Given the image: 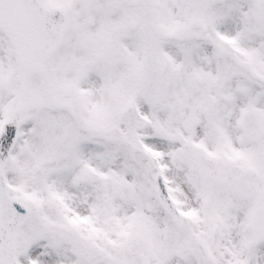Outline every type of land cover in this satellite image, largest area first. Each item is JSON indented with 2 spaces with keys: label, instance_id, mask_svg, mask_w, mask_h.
Listing matches in <instances>:
<instances>
[{
  "label": "snow or ice",
  "instance_id": "obj_1",
  "mask_svg": "<svg viewBox=\"0 0 264 264\" xmlns=\"http://www.w3.org/2000/svg\"><path fill=\"white\" fill-rule=\"evenodd\" d=\"M0 264H264V0H0Z\"/></svg>",
  "mask_w": 264,
  "mask_h": 264
}]
</instances>
